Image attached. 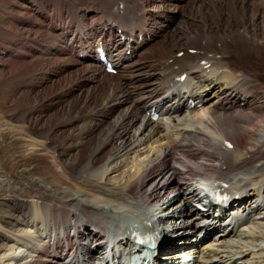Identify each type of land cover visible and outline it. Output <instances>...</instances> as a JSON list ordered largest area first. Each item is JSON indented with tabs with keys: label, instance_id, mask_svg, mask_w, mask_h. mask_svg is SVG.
<instances>
[{
	"label": "bare ground",
	"instance_id": "6f19581e",
	"mask_svg": "<svg viewBox=\"0 0 264 264\" xmlns=\"http://www.w3.org/2000/svg\"><path fill=\"white\" fill-rule=\"evenodd\" d=\"M20 2L10 18L25 34L3 30L10 39L4 40L14 48H3L7 58L2 76L16 65L35 72L44 57L60 58L47 70L66 74L57 85L66 87L62 97L75 94L72 104L76 101L78 109L66 115L78 128L63 157L44 143L46 130L34 133L23 125H10L25 137L17 176L27 187L16 190L7 200L9 208L0 211V264H63L68 255V264H92L100 255L104 233L124 244L126 233L134 230L125 224L130 218L155 238L157 226L149 223L158 207H164V220L174 222L172 232L198 234L210 215L193 209L201 180L225 191L228 207L218 205L221 211L213 217V231L185 246L186 255L198 252L199 258L193 255L195 264H264L261 87L257 91L256 83L248 84L250 91H239L242 71L227 58L217 74L216 68L202 73L194 63L198 55L171 57L185 43L211 51L210 40L221 36L232 42L246 40L248 50L264 55V0ZM233 8L244 9L239 17L242 27L222 24ZM162 38L165 46L172 42L171 54L144 59L148 47ZM97 42L115 66V75L105 74L96 62ZM171 64L186 68L188 75L166 86L164 71ZM187 98L201 101L207 110L187 108ZM151 108L157 114L154 119ZM62 116L57 121H63ZM224 139L233 143L230 150L222 145ZM28 155L47 156L49 167L42 163L38 168ZM233 179L239 187L231 190L237 186Z\"/></svg>",
	"mask_w": 264,
	"mask_h": 264
},
{
	"label": "rangeland",
	"instance_id": "374dc122",
	"mask_svg": "<svg viewBox=\"0 0 264 264\" xmlns=\"http://www.w3.org/2000/svg\"><path fill=\"white\" fill-rule=\"evenodd\" d=\"M20 3V0H0V58H2L3 60L2 61L0 59V70L4 68V61L7 58V55L4 54V49L7 48L12 50V48H14L13 45H10V43L8 44L9 41H6L10 39H8V36L4 34L5 31L3 32V30H8V28H11L10 30H13L15 32H17V30L18 32L21 31L20 33L17 32L18 35L25 34L22 30L23 27L18 24H14L10 18L13 15V11H16L13 6L20 5ZM243 10H240L239 8H233L228 10V14L225 16L222 24L233 22L235 26L237 25L238 27L239 25V27H242L244 24L241 21L242 19L239 17H241V15L244 13ZM9 13L10 15L12 13V15L10 16ZM28 14L31 16L30 12ZM28 14L27 16H29ZM176 15L180 17L179 12H176ZM31 17L33 18V16ZM190 19L194 18L190 17ZM24 30L26 29L24 28ZM183 34L184 33H179L178 36L182 37ZM170 35L171 34H169L168 37H170ZM176 38L178 37L176 36ZM163 39L165 38L158 40L155 45H153L152 47H148V49L146 50L148 51L150 48V50H153V48L155 47V53H157V58L155 60H157L159 57H167L171 54V50H169V45H171L172 42H170L167 47L165 46V42ZM243 51H247V56H244L245 52ZM229 53L230 57L227 55V61H231L232 65L236 69L241 70L242 72L245 70L254 71L253 79L249 80L247 78V87L248 84L264 85V55H258L259 52H257L255 56L248 54V47L245 50L232 49ZM68 58L70 57H67V59ZM43 60L44 61H41L42 65L39 66L40 68L35 72H32L30 69H24L22 65L14 66L15 68L13 67L11 70L8 71V74L4 76H2L3 73H1L0 71V211H6V208H9L7 200L9 197L14 196L16 190H22L23 186L27 187L26 182L22 181L23 179H19L17 176L19 166L21 165V163H23V161H21V155H23L21 152L23 151L22 145L25 142V137L22 136L23 134L21 133V131L13 129V126L10 127V125L20 124L26 127V130H28L29 132L34 131V133H39L41 131L46 130L45 132L49 134L48 139L44 140V143L47 146L49 145V148L56 151L57 155L59 153L62 154L63 157H65V153L68 155L69 150L71 149L70 143L73 142L72 135L76 134V128H78L77 125H74L73 122H70L71 118H67L71 115H66L68 110L76 111L78 109L79 104L76 101L75 104H72L73 97L75 96V94L66 95L62 97L61 90L63 91V89H65L66 87L59 89L57 85V81H59L66 74L59 75L57 71L48 72L49 70H47L50 68L51 65H55L60 62L61 59L57 58V60L54 59V61L47 59V57H44ZM214 71L216 70L214 69ZM242 79L243 76L241 77V80ZM261 91L262 90H260V93ZM61 108H63L62 112ZM61 113L63 114V116L60 117V120L63 121H57V118H59ZM71 113L74 114V112ZM59 124H61L62 126ZM94 149L95 148L91 149L92 152L94 151ZM28 156L30 158L27 159L32 162L34 161L33 163L35 164L37 163L35 166H37L38 168L43 167V165L47 168L49 167L47 156L46 158L45 155L43 157L39 155V157H37L36 155ZM139 157L137 158L140 159ZM28 192H30V190H28ZM5 195L8 197H6ZM32 200L33 198L31 199V201ZM60 213L61 212H57L58 215Z\"/></svg>",
	"mask_w": 264,
	"mask_h": 264
}]
</instances>
